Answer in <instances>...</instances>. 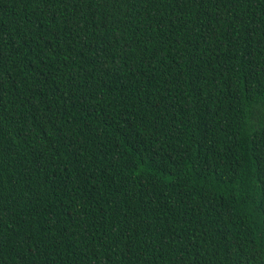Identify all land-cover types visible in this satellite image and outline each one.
Here are the masks:
<instances>
[{
    "label": "trees",
    "instance_id": "1",
    "mask_svg": "<svg viewBox=\"0 0 264 264\" xmlns=\"http://www.w3.org/2000/svg\"><path fill=\"white\" fill-rule=\"evenodd\" d=\"M0 264H264V0H0Z\"/></svg>",
    "mask_w": 264,
    "mask_h": 264
}]
</instances>
